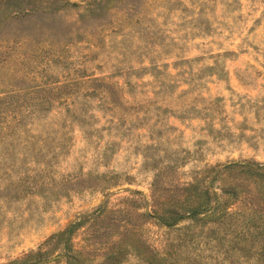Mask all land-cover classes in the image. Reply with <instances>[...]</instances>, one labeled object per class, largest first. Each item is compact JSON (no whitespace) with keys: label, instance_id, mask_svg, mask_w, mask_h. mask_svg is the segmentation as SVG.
<instances>
[{"label":"rangeland","instance_id":"1","mask_svg":"<svg viewBox=\"0 0 264 264\" xmlns=\"http://www.w3.org/2000/svg\"><path fill=\"white\" fill-rule=\"evenodd\" d=\"M234 162L264 165V0H0V264H264V180L186 212Z\"/></svg>","mask_w":264,"mask_h":264},{"label":"trees","instance_id":"2","mask_svg":"<svg viewBox=\"0 0 264 264\" xmlns=\"http://www.w3.org/2000/svg\"><path fill=\"white\" fill-rule=\"evenodd\" d=\"M70 4V3H69ZM235 170H240L248 175L254 176L256 180H264V165L263 164H249V163H228L225 165H221L215 169L216 175L222 176V182H224V186L230 188H222L221 192L226 195V198H221L217 192H214V205H212V200L210 199V193L201 196L202 201L198 203V205H194L186 210L188 213V218L192 220H198V217L203 214L210 212L211 209L215 210L217 216L222 217L221 213L224 212L228 217L234 216L233 213H230V208L228 207L227 202L230 198H238V193H236L235 189H233L232 185L227 182L225 177L227 174H231ZM221 178V177H220ZM260 178V179H259ZM226 182V184H225Z\"/></svg>","mask_w":264,"mask_h":264}]
</instances>
